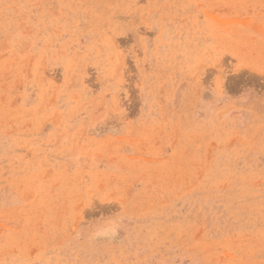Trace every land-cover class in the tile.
<instances>
[{"label": "rangeland", "instance_id": "rangeland-1", "mask_svg": "<svg viewBox=\"0 0 264 264\" xmlns=\"http://www.w3.org/2000/svg\"><path fill=\"white\" fill-rule=\"evenodd\" d=\"M0 264H264V0H0Z\"/></svg>", "mask_w": 264, "mask_h": 264}]
</instances>
